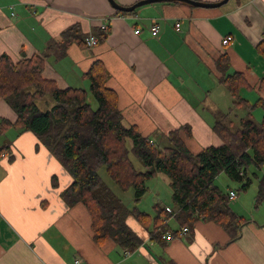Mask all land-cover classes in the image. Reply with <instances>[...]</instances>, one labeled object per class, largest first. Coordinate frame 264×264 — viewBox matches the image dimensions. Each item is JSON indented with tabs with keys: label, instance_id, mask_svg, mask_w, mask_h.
Here are the masks:
<instances>
[{
	"label": "crops",
	"instance_id": "1",
	"mask_svg": "<svg viewBox=\"0 0 264 264\" xmlns=\"http://www.w3.org/2000/svg\"><path fill=\"white\" fill-rule=\"evenodd\" d=\"M115 1L130 7L143 0ZM154 25L160 30L156 36L150 33ZM74 26L84 38L96 37L102 26L109 32L94 47L73 42L63 52L61 35ZM228 36L232 40L224 46ZM263 40L264 0H228L216 8L159 2L123 14L107 0H0V56L13 63L45 56L43 75L60 89L79 88L81 81L86 85L84 74L95 61L102 62L106 87L117 94L125 121L145 137L189 126L192 138L185 142L193 153L222 144L211 128L213 113L223 111L226 99L216 70L221 56L229 62L228 73L243 75L242 98L264 100V58L257 51ZM6 104L0 100V119L14 123ZM168 125L172 128L166 130ZM0 147H5L0 156V264H73L78 259L84 264H264V204H253L257 187L250 203L234 191L232 209L246 219L237 238L198 220L186 234L158 243L129 216L127 225L142 244L127 253L111 241H93L85 207L68 206L61 198L71 177L33 133L7 128L0 133ZM238 207L246 216L235 211ZM168 225L173 231L181 226L175 218Z\"/></svg>",
	"mask_w": 264,
	"mask_h": 264
},
{
	"label": "trees",
	"instance_id": "2",
	"mask_svg": "<svg viewBox=\"0 0 264 264\" xmlns=\"http://www.w3.org/2000/svg\"><path fill=\"white\" fill-rule=\"evenodd\" d=\"M108 32L109 27L105 26L95 36L101 42ZM61 38L59 47L63 52L73 42L86 46V37L79 33L78 26L66 30ZM257 51L264 58V40ZM216 64L221 74L218 83L231 97L232 107L246 112L237 124L230 119V112L213 113L211 128L222 142L218 147L191 152L185 142L192 138L191 129L186 125L166 134V144L160 147L152 137L143 136L136 125L126 126L117 94L106 87L108 75L102 62L95 61L84 74L89 81L88 92L97 103L96 109H92L87 91L60 89L55 81L44 77L42 55L18 63L6 55L0 56V100L16 116L14 123L0 119V133L7 128L19 133L30 131L41 141L71 177L61 198L68 206L85 207L91 219L93 241L98 245L111 241L123 252H134L142 242L127 225L129 216L149 230L152 240L158 243H164L162 234L172 233L176 237L183 228L189 232L198 220L220 226L233 240L246 219L233 211L229 192L217 186L215 179L224 174L245 190L252 182L248 176L251 170L252 179L257 181L254 207L264 204V100L259 97L249 102L242 98L241 90L247 83L241 73H228L225 55ZM221 65L223 69H219ZM46 96L54 104L42 111L37 102ZM258 109L262 111L260 121L253 115ZM4 150L0 147V156ZM129 153L140 162L142 170L135 168ZM101 169L121 195L101 177ZM159 174L164 175L171 188L170 207L155 204L151 216L140 211L138 205L147 192L146 183ZM128 192H132L131 207L122 198ZM171 218L181 224L178 231L163 222Z\"/></svg>",
	"mask_w": 264,
	"mask_h": 264
},
{
	"label": "rangeland",
	"instance_id": "3",
	"mask_svg": "<svg viewBox=\"0 0 264 264\" xmlns=\"http://www.w3.org/2000/svg\"><path fill=\"white\" fill-rule=\"evenodd\" d=\"M86 81V80H85ZM81 85H78L79 88L85 90L88 92L89 90V82L88 80L86 81V85H83V81L80 82ZM225 91V90H223ZM226 94V99H224V101L221 102L220 108L223 110V112L228 113L230 112V119L234 122V123H238L239 119L244 117L246 112L244 109H235L232 107V99L230 98L229 94L227 91H225ZM187 96H190L191 100H196L193 96H191V94L187 91ZM228 99V100H227ZM88 102L91 104V108L92 109H96L97 107V103L96 101L93 99V97L90 95V93L88 92ZM6 103V102H4ZM53 103V100L50 96H46L44 98H42L41 100H39L37 102V105L39 106L40 110L42 111H46L49 110V108H51ZM226 104V105H224ZM7 105V104H6ZM9 107V106H7ZM10 108V107H9ZM8 108V109H9ZM229 110V111H228ZM262 113V111L260 109L256 110L253 115L255 117V119L257 121H260V114ZM204 116L209 119L212 120V117L210 116V118L207 116V114H204ZM124 123L126 124V126H129V123L124 121ZM172 125H168V127H166V130L172 128ZM167 132V131H166ZM166 132H164L162 129H159L158 131H156L153 135H152V139L160 146H165L166 144ZM127 147L128 149H130V142H127ZM129 158L132 161V163L134 164L135 168H137L138 170H142V166L140 164V162L134 157V155L132 153H129ZM251 170L248 173V176L251 178L252 182H251V190L250 191H245V190H241L240 189V183H236V182H232L230 181V179L224 175V174H220L217 176V178L215 179V184L217 186H219L223 191H227V187H230L233 190H236L237 192V197L240 200H247L248 203L251 202V194L255 191L253 189H256L257 187V181L252 179V175H251ZM99 173L101 174V177L105 180V182H107L111 188L116 191V193L118 195H121V192L114 188L112 186V184L110 183V181L108 180V178L106 177V174L104 172L103 169H101L99 171ZM260 174H262V171L260 172ZM147 192L145 193V195L142 197L138 208L140 211H143L147 214H154V209L153 206L155 204H158L160 207H165L166 205L169 204V197L171 195V188L168 184L167 179L164 177V175L159 174L157 175L155 178L150 179L147 183ZM256 194V193H255ZM122 198L124 199L123 202L125 203V205H127L128 207H131L132 205V192H128L126 194H122ZM234 202L231 203V205H233L234 203H236V199L233 200ZM253 201V200H252ZM246 208H250L252 209L251 205L248 204L246 205ZM232 208V206H231ZM236 212H240L242 213L239 207L234 208ZM244 210V209H243ZM239 213V214H240ZM245 215V213H242ZM246 216V215H245ZM173 225V223H171Z\"/></svg>",
	"mask_w": 264,
	"mask_h": 264
},
{
	"label": "built area",
	"instance_id": "4",
	"mask_svg": "<svg viewBox=\"0 0 264 264\" xmlns=\"http://www.w3.org/2000/svg\"><path fill=\"white\" fill-rule=\"evenodd\" d=\"M178 27V25H176ZM101 30H105V26H102L100 28ZM159 26L158 25H154L151 27L150 29V33L153 35V36H156L158 35L159 33ZM232 40V37L228 36V37H225V39H223L222 41V44L225 46L227 45L230 41ZM100 43V40L94 36H90V37H86L85 38V45L87 47H94L96 45H98ZM240 175H242V173H240ZM236 196V193L234 191H229V197L230 199H234ZM166 211L171 213V210L169 208H166ZM175 216V215H174ZM173 216V217H174ZM169 220L167 219H164L163 222L164 223H168ZM188 229L187 228H183L182 230H180L177 234H176V237L177 236H182L184 235L185 233H187ZM174 238L173 234L172 233H166V234H162L161 235V239L163 241H171L172 239ZM73 264H84L81 260H75Z\"/></svg>",
	"mask_w": 264,
	"mask_h": 264
},
{
	"label": "water",
	"instance_id": "5",
	"mask_svg": "<svg viewBox=\"0 0 264 264\" xmlns=\"http://www.w3.org/2000/svg\"><path fill=\"white\" fill-rule=\"evenodd\" d=\"M110 4V6L121 13H132L135 9L144 6V5H148L151 3H159V2H181V3H185L191 7H202V8H216V7H220L223 4L227 3L228 0H222L218 3H214V4H207V3H202V2H198V1H194V0H143V1H139L137 3H135L134 5L130 6V7H123L119 4L116 3L115 0H107Z\"/></svg>",
	"mask_w": 264,
	"mask_h": 264
}]
</instances>
